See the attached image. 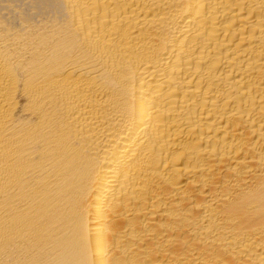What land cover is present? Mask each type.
I'll return each mask as SVG.
<instances>
[{"label":"bare ground","instance_id":"bare-ground-1","mask_svg":"<svg viewBox=\"0 0 264 264\" xmlns=\"http://www.w3.org/2000/svg\"><path fill=\"white\" fill-rule=\"evenodd\" d=\"M0 264H264V0H0Z\"/></svg>","mask_w":264,"mask_h":264}]
</instances>
